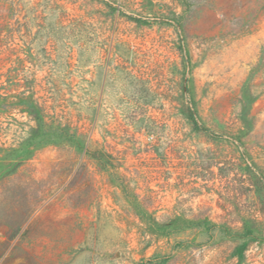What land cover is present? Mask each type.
I'll use <instances>...</instances> for the list:
<instances>
[{
  "label": "rangeland",
  "instance_id": "374dc122",
  "mask_svg": "<svg viewBox=\"0 0 264 264\" xmlns=\"http://www.w3.org/2000/svg\"><path fill=\"white\" fill-rule=\"evenodd\" d=\"M0 264H264V0H0Z\"/></svg>",
  "mask_w": 264,
  "mask_h": 264
},
{
  "label": "trees",
  "instance_id": "16d2710c",
  "mask_svg": "<svg viewBox=\"0 0 264 264\" xmlns=\"http://www.w3.org/2000/svg\"><path fill=\"white\" fill-rule=\"evenodd\" d=\"M197 124V126L201 129V130H203V131H205V132H207V133H212V134H214V132L212 131V130H210L209 128H207L205 125H203V124H199V123H196Z\"/></svg>",
  "mask_w": 264,
  "mask_h": 264
}]
</instances>
